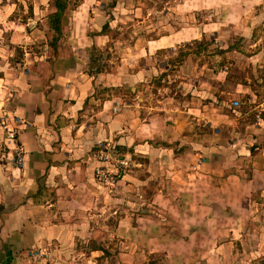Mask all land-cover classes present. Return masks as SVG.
Here are the masks:
<instances>
[{
    "label": "crops",
    "instance_id": "1",
    "mask_svg": "<svg viewBox=\"0 0 264 264\" xmlns=\"http://www.w3.org/2000/svg\"><path fill=\"white\" fill-rule=\"evenodd\" d=\"M53 3L0 0V118L25 159L0 128V264H264V48L226 52L244 61L229 101L228 66L169 61L253 35L264 0H70L59 39ZM102 141L132 158L115 188L95 174Z\"/></svg>",
    "mask_w": 264,
    "mask_h": 264
},
{
    "label": "rangeland",
    "instance_id": "2",
    "mask_svg": "<svg viewBox=\"0 0 264 264\" xmlns=\"http://www.w3.org/2000/svg\"><path fill=\"white\" fill-rule=\"evenodd\" d=\"M69 1L70 0H67V7L69 5ZM74 1H76V0H72V3ZM53 4H55V3H53ZM51 14H49V17H48L49 26L52 30H54V33L57 32V34H58L54 39H59V38H61V36L63 34L62 33L63 32L62 27H61L60 32L56 31L55 27L53 26V23L50 20ZM196 17L198 19L203 18L201 14L197 15ZM263 36H264V20L259 26L256 27V29L253 32V35H251V34L246 35V34H243V32L240 34L239 33L235 34L234 32L228 31L225 34H222L223 38L216 39V41H214V43L211 42L212 38L208 37L207 39H204L199 43L188 44V45H185L184 47L180 48L178 50V54L171 56L169 61L172 65L177 64L178 61L182 60V54L183 53L185 54L184 61L188 58L189 55L196 54V55L200 56V60L198 61L199 66L201 68L204 67V72H203V74H201V76H203V77H206L207 71H209L211 73V72L219 71L221 69L227 70L228 69L227 66H228L230 69V72L228 74V77H229L228 80L229 81H227V84L219 85L217 87V89L226 91L225 94L221 95L222 96L221 98L229 101L230 98L234 97L233 95H229V93H228V92H231V93L234 92L233 82L237 78L242 79L239 75L243 71L240 70L239 68L243 67L242 65H243L244 61H243V59H239L237 61L233 60L234 65H233V71H232V66L230 64L231 60H229L227 58L226 52L229 50L236 49L238 52H242L244 54L258 53L262 48H264V39L260 43H258L257 40ZM224 39H226L227 41H224ZM255 43H256V45H255ZM223 44H224V46H222ZM227 44H229V46H227ZM220 50H222L221 53H220ZM93 52L97 55L100 53L97 49H95ZM110 53H112V52H110ZM219 53L221 54V58H218L217 60H215V55L219 54ZM242 53H238V54L241 55ZM236 62H238V65H235ZM183 63L184 62H182V64ZM114 64L115 63L104 62V60H100V59H99V61L97 60L95 62V65H98V69L101 67H107V66H111ZM173 69H175L174 66H173ZM260 70H263V71L259 74ZM262 74H264V68L260 69L258 67V69L254 70V67H253V69L251 70V75L253 78L252 81H255L256 83H258L256 77H257V75L259 76ZM202 90L206 91L207 93L210 92V91L206 90L204 87L202 88ZM182 91L183 90L179 91L180 99H182V97H184V99H189L190 94L189 93L182 94ZM186 92H187V90L183 91V93H186ZM262 93L264 95V92H262ZM219 94H220V91H219ZM203 95H204L202 98L203 102L208 103V104H211L213 102V98H212L211 94H203ZM218 98H220V97L218 96ZM239 98H240L239 99L240 104L236 103L238 105L237 106L238 109L241 111L249 110L250 109V102H249L248 98H246V97H239ZM241 102H243V103H241ZM199 127H200L201 131L204 133H209L211 131V128L209 127V125L204 120ZM201 159L203 160V163L206 161V159L204 157H201ZM131 167H132V164L130 165V168L127 169L126 172L131 170ZM115 187H113V188H115ZM143 209H145V208H143ZM141 259L144 260L143 255L141 256Z\"/></svg>",
    "mask_w": 264,
    "mask_h": 264
},
{
    "label": "built area",
    "instance_id": "3",
    "mask_svg": "<svg viewBox=\"0 0 264 264\" xmlns=\"http://www.w3.org/2000/svg\"><path fill=\"white\" fill-rule=\"evenodd\" d=\"M0 128L5 132L6 141L16 145L14 164L21 167L25 159L23 147L17 144L19 129L16 121H12L8 115L2 116L0 118ZM93 152L100 161V165L95 168V174L99 182L109 188L115 187L122 174L130 168L132 158L123 153H116L112 143L105 141L99 142ZM202 164L203 160L200 159L193 165V168L197 169ZM34 254L37 257H42L45 255V251L39 250Z\"/></svg>",
    "mask_w": 264,
    "mask_h": 264
},
{
    "label": "trees",
    "instance_id": "4",
    "mask_svg": "<svg viewBox=\"0 0 264 264\" xmlns=\"http://www.w3.org/2000/svg\"><path fill=\"white\" fill-rule=\"evenodd\" d=\"M56 11L53 12L50 16V20L53 23V26L55 27L56 31H61V22L62 18L64 16L65 10L67 9V0H54ZM185 58V54H182V60L178 62H183ZM124 152V150H121Z\"/></svg>",
    "mask_w": 264,
    "mask_h": 264
}]
</instances>
